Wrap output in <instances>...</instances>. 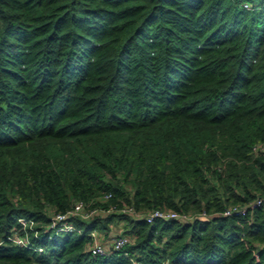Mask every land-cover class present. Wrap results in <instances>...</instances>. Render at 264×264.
<instances>
[{"label": "trees", "instance_id": "1", "mask_svg": "<svg viewBox=\"0 0 264 264\" xmlns=\"http://www.w3.org/2000/svg\"><path fill=\"white\" fill-rule=\"evenodd\" d=\"M241 1L0 0V264H264V0ZM78 199L182 216L44 229ZM113 222L131 241L91 253Z\"/></svg>", "mask_w": 264, "mask_h": 264}, {"label": "built area", "instance_id": "2", "mask_svg": "<svg viewBox=\"0 0 264 264\" xmlns=\"http://www.w3.org/2000/svg\"><path fill=\"white\" fill-rule=\"evenodd\" d=\"M241 4L244 7H249L250 2L248 0H242ZM110 196V193H105L104 197L107 198ZM235 207L229 206L227 207L223 213L228 214L232 210H234ZM107 211H122V212H130L135 215H140L146 218L147 221L152 220L154 217H160V218H167V217H180L178 212L172 210V209H166V208H153L149 209L148 211L144 213H138L134 209H132L130 206L123 205L121 207H114L109 206L107 208L100 207L97 205H92L88 202H85L81 199L75 200L73 204L66 209L65 211H58L55 212L48 223V225L44 228L45 230L48 229H56V230H73L76 229V226L73 221H71L69 218L72 215H78L79 217L83 219H88L92 217L94 214H104ZM19 222H21L22 227L25 226L33 227L34 221L32 219H27L25 217H19ZM28 224V225H27ZM34 233H37V230H34ZM100 231L92 230L90 231V244L89 249L91 253H103L107 251L108 249H114L119 250L123 248L127 243L131 241V236L126 233H116L110 235L106 239V237H101ZM11 239L18 243V244H28V239L26 237V234L23 235L21 233H13L10 235ZM40 249V247H38Z\"/></svg>", "mask_w": 264, "mask_h": 264}, {"label": "rangeland", "instance_id": "3", "mask_svg": "<svg viewBox=\"0 0 264 264\" xmlns=\"http://www.w3.org/2000/svg\"><path fill=\"white\" fill-rule=\"evenodd\" d=\"M122 226H123V222H113L110 225V227H111V230H110L111 232L110 233L111 234L122 233ZM100 233L103 234L101 231H100ZM108 236L110 237V235H108Z\"/></svg>", "mask_w": 264, "mask_h": 264}, {"label": "crops", "instance_id": "4", "mask_svg": "<svg viewBox=\"0 0 264 264\" xmlns=\"http://www.w3.org/2000/svg\"><path fill=\"white\" fill-rule=\"evenodd\" d=\"M110 235H112V234L110 233ZM101 237H105L104 234H102Z\"/></svg>", "mask_w": 264, "mask_h": 264}]
</instances>
